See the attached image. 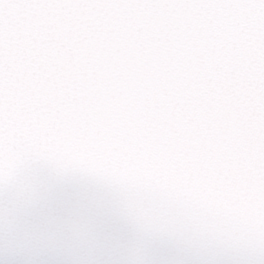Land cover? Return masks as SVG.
I'll use <instances>...</instances> for the list:
<instances>
[{"label":"snow or ice","instance_id":"1","mask_svg":"<svg viewBox=\"0 0 264 264\" xmlns=\"http://www.w3.org/2000/svg\"><path fill=\"white\" fill-rule=\"evenodd\" d=\"M0 264H264V0H0Z\"/></svg>","mask_w":264,"mask_h":264}]
</instances>
